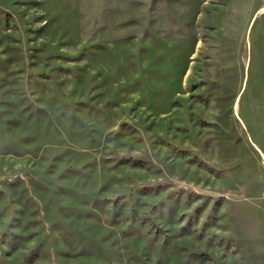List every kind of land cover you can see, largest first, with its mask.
Instances as JSON below:
<instances>
[{
	"label": "rangeland",
	"instance_id": "1",
	"mask_svg": "<svg viewBox=\"0 0 264 264\" xmlns=\"http://www.w3.org/2000/svg\"><path fill=\"white\" fill-rule=\"evenodd\" d=\"M0 264H264V0H0Z\"/></svg>",
	"mask_w": 264,
	"mask_h": 264
}]
</instances>
